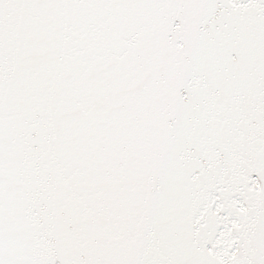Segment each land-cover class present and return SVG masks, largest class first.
Here are the masks:
<instances>
[{
  "label": "snow or ice",
  "instance_id": "obj_1",
  "mask_svg": "<svg viewBox=\"0 0 264 264\" xmlns=\"http://www.w3.org/2000/svg\"><path fill=\"white\" fill-rule=\"evenodd\" d=\"M0 264H264V0H0Z\"/></svg>",
  "mask_w": 264,
  "mask_h": 264
}]
</instances>
